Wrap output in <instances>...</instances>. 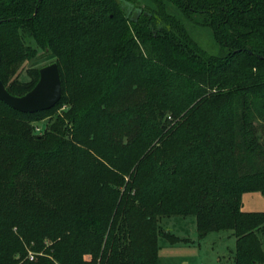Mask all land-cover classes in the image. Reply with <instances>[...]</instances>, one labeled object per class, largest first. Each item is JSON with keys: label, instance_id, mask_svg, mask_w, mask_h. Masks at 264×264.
<instances>
[{"label": "trees", "instance_id": "trees-1", "mask_svg": "<svg viewBox=\"0 0 264 264\" xmlns=\"http://www.w3.org/2000/svg\"><path fill=\"white\" fill-rule=\"evenodd\" d=\"M146 1L0 0L7 90L36 84L39 69L10 78L38 49L62 84L47 110L0 100V264H159L172 216L198 238L231 231L234 264H264V209L242 210L264 197V0Z\"/></svg>", "mask_w": 264, "mask_h": 264}, {"label": "rangeland", "instance_id": "rangeland-1", "mask_svg": "<svg viewBox=\"0 0 264 264\" xmlns=\"http://www.w3.org/2000/svg\"><path fill=\"white\" fill-rule=\"evenodd\" d=\"M136 3L137 0H131ZM147 2L146 0H140ZM166 10L172 16L183 18L177 9L166 2ZM186 27L192 37L209 53H217L218 46L213 38V33L208 27H194L186 23ZM55 62V58L44 50L38 49L34 57L24 60L12 74L10 80L27 82L30 74L35 69ZM67 109L63 104L55 109L57 114ZM52 114L33 121L34 131L43 132L50 122ZM264 209V197L258 192H247L242 195V210L262 211ZM159 228L163 232L177 238L171 243L165 237H158L159 264H234L232 254L235 248V237L231 231L210 232L203 238H198L195 220L193 216L161 217L158 220ZM42 253V252H41ZM39 252L38 254L41 255ZM28 256L33 259L34 253L28 251Z\"/></svg>", "mask_w": 264, "mask_h": 264}, {"label": "water", "instance_id": "water-1", "mask_svg": "<svg viewBox=\"0 0 264 264\" xmlns=\"http://www.w3.org/2000/svg\"><path fill=\"white\" fill-rule=\"evenodd\" d=\"M61 95L62 84L56 62L39 68L38 81L32 89L22 95L11 94L0 78V100L23 113L50 109L59 101Z\"/></svg>", "mask_w": 264, "mask_h": 264}, {"label": "crops", "instance_id": "crops-1", "mask_svg": "<svg viewBox=\"0 0 264 264\" xmlns=\"http://www.w3.org/2000/svg\"><path fill=\"white\" fill-rule=\"evenodd\" d=\"M195 220V219H194Z\"/></svg>", "mask_w": 264, "mask_h": 264}]
</instances>
